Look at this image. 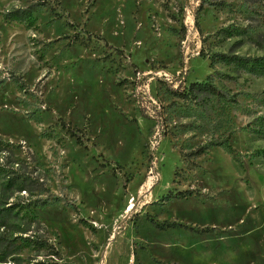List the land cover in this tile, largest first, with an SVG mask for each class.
<instances>
[{"label": "rangeland", "instance_id": "rangeland-1", "mask_svg": "<svg viewBox=\"0 0 264 264\" xmlns=\"http://www.w3.org/2000/svg\"><path fill=\"white\" fill-rule=\"evenodd\" d=\"M215 53L264 55V0H0V264H264V74Z\"/></svg>", "mask_w": 264, "mask_h": 264}, {"label": "trees", "instance_id": "trees-1", "mask_svg": "<svg viewBox=\"0 0 264 264\" xmlns=\"http://www.w3.org/2000/svg\"><path fill=\"white\" fill-rule=\"evenodd\" d=\"M41 5H45L44 1H42ZM18 12L21 14L18 15ZM8 16H11L13 19H18L21 16H27V18L30 17V14H26L25 11H21V10H14L12 12H9ZM209 66L211 68L214 67V64L216 62L222 61V62H228V63H235L238 64L240 66H247L249 67L251 70H254L260 74H264V55L263 56H256V57H241L238 55H228L225 53H215L212 56L209 57ZM161 83H164L168 89L170 90V92L176 96V97H181V98H185V97H189L194 95L197 92H207L213 95H219L220 91L219 89L210 81V75H207V77L202 80V81H193L191 82L184 90H179V89H172L169 85L170 82H166L165 79L160 78L158 79ZM228 139H229V135L217 140L215 142H212L210 144H203V145H199L195 148H193L192 150L183 153L184 157H195V156H199L200 154H203L208 146L210 145H215V146H224L225 148H227L229 151H232L231 146L228 143ZM191 193L190 190H182V191H177L175 193V196L177 197H186L189 196ZM9 207H4L2 209H0V218H4L6 217V215L9 213L8 212ZM171 225V224H170ZM161 226V225H160ZM41 247H46L50 248V250H52L51 252H53V254H58L57 250L53 249L54 247L50 244L47 243V241L44 240H37L36 241ZM12 244L14 245L15 243H10L8 242L7 245ZM2 259L6 258V252L3 253V256L1 257Z\"/></svg>", "mask_w": 264, "mask_h": 264}, {"label": "built area", "instance_id": "built-area-1", "mask_svg": "<svg viewBox=\"0 0 264 264\" xmlns=\"http://www.w3.org/2000/svg\"><path fill=\"white\" fill-rule=\"evenodd\" d=\"M155 75L159 76L160 78H163L165 80H167L168 82H177L175 86H178L179 82H181V80H183V75L181 72H178L176 74V76H171L169 75L168 73H166V71H158V72H155ZM143 76H145L147 78L146 81H143L142 78ZM153 74H150V73H146V72H143V73H140L139 74V77H140V80L138 82V85H137V88L140 87V97H141V104H142V107H143V112L149 114L150 116H154V117H157L159 119V116L157 115V110H159L161 107H160V104L155 100V98H153L151 95H149V90H148V84H149V80L150 78H153L152 77ZM185 81V79H184ZM182 82V85L180 86L181 90H184L188 85L185 84V82ZM160 134V126H158L157 128V131L155 132L154 134V138L153 140L151 141V144L153 147H155L156 145V142H157V138ZM157 173H156V161H152V164H151V172L148 176V184L149 186H152L154 184V182H156L157 180Z\"/></svg>", "mask_w": 264, "mask_h": 264}]
</instances>
